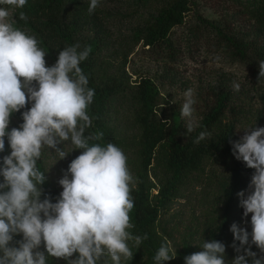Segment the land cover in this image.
Instances as JSON below:
<instances>
[{
  "label": "clouds",
  "instance_id": "9594fccd",
  "mask_svg": "<svg viewBox=\"0 0 264 264\" xmlns=\"http://www.w3.org/2000/svg\"><path fill=\"white\" fill-rule=\"evenodd\" d=\"M4 3L23 8L27 0H0ZM99 3L89 0V12ZM7 17L8 11L0 7V154L6 152V142L11 149L0 155V264H48V257L67 264H102L108 257L111 264H122V258L133 255L129 242L139 247L147 236L129 231L134 177L126 154L113 143H94L102 133L85 135L91 127L87 109L95 90L80 65L91 48L67 46L54 65L46 66V52L35 36L6 22ZM258 79L264 80V60L259 61ZM234 89L239 91L240 85L234 84ZM29 103L23 123L10 129L12 114ZM195 104L188 89L180 109L187 133L199 127ZM244 133L231 143L235 159L254 170L248 189L238 193L246 224L251 214V231L238 223L231 225V247L236 252L231 261L223 242L204 239L198 245L202 251L186 256L185 264H264V127L255 125ZM207 135L200 132L195 142ZM65 142L73 151H83L59 180L63 190L56 202L42 199L46 175L38 161L44 149H53L59 160L65 159L69 153L60 147ZM177 256L173 243L164 240L153 264H167Z\"/></svg>",
  "mask_w": 264,
  "mask_h": 264
},
{
  "label": "trees",
  "instance_id": "16d2710c",
  "mask_svg": "<svg viewBox=\"0 0 264 264\" xmlns=\"http://www.w3.org/2000/svg\"><path fill=\"white\" fill-rule=\"evenodd\" d=\"M107 1L100 0L99 5ZM158 1L138 0L144 6ZM230 1L237 5L238 10L225 20H208L199 12H195V18L203 30L214 34L213 39L221 54L246 67L258 78L259 61L264 60V0H248L245 3ZM195 5L193 0H166L153 16V21L135 32L136 39L138 42L144 41V48L149 47L157 55L163 53L169 62L177 63L182 39L177 38L176 31L187 24L192 11L190 6ZM24 7L17 13L13 26L35 36L39 46L46 52V66L54 65L59 52L67 46L79 44L81 49L91 48L88 59L80 65L89 79V87L95 90L93 103L87 109L91 127L86 129L85 135L102 133V139L94 143H113L122 149L124 140L112 126L110 113L116 103L127 95L128 87L123 78L111 76L108 70L98 66L97 57L104 40L91 35L92 29L98 28V24L95 13L89 12V0H27ZM22 15L26 18L21 19ZM244 24L250 29L246 30ZM213 94L214 104L204 121L196 131L187 133V124L179 113L172 116L171 124L157 121L160 90L153 80L144 79L137 87L134 100L140 107L136 115V123L141 131L138 141L140 171L137 172L131 192L134 208L130 212L132 227L129 231L133 236L146 235L147 239L139 247L130 241L133 255L122 259V264H153V257L162 243L156 234L161 212L178 197L187 179L193 173L201 172L204 163L215 155L224 153L235 162L229 197L235 199L238 193L248 189L254 170L233 156L231 142L239 140L240 136L234 123L224 124L226 113L234 109L232 91L225 86L221 90L215 89ZM30 107L29 103L20 112L13 113L12 117L21 125L22 113ZM258 115L260 124H264V110L259 111ZM202 131L208 135L196 143ZM10 151L6 142V152L0 155H7ZM38 168L46 175V181L41 185L43 197H51L56 202L61 191L51 182L42 158L38 161ZM153 170L159 184H153L149 179V173ZM157 172H162L163 178ZM154 190L158 191L157 195L153 194ZM210 238L224 241V237L217 232L212 233ZM252 250L259 252L255 246ZM197 252V248L186 244L180 260L172 264H185L184 258ZM110 261V258L105 257L102 264ZM48 264H55V258L48 257Z\"/></svg>",
  "mask_w": 264,
  "mask_h": 264
},
{
  "label": "rangeland",
  "instance_id": "374dc122",
  "mask_svg": "<svg viewBox=\"0 0 264 264\" xmlns=\"http://www.w3.org/2000/svg\"><path fill=\"white\" fill-rule=\"evenodd\" d=\"M165 1L159 0L144 6L138 0H109L94 11L98 28L92 29L91 35L104 40L97 57L98 66L108 70L111 76L123 78L128 87L127 95L112 109L110 120L124 140L122 150L128 158V167L134 177L133 186L137 172L140 171L138 141L141 135L136 123L140 107L134 96L144 79L153 80L160 90L156 108L157 121H170L171 124L175 113L181 116L184 93L192 89L196 100L194 115L200 127L214 104L213 91L227 86L232 91L234 109L226 113L224 124L234 123L240 137L245 134L244 129L255 125L264 127L263 123L260 124L258 115L259 111L264 110V80L259 81L246 67L221 54L213 39L214 34L203 30L195 18V12H199L208 20H225L237 12V5L230 0H193L196 5L190 6L192 11L187 24L176 31L177 38H181L183 42L180 40L177 63H171L163 53L157 55L149 47L144 48V41L138 42L135 37L136 31L153 21V16L164 6ZM240 1L245 3L248 0ZM0 7L8 11L6 22L9 23H14L17 13L25 8L7 3L0 4ZM244 28L250 29L247 24H244ZM234 84L240 85L239 91L234 89ZM181 119L187 124L184 117L181 116ZM19 126V121L11 116L10 129ZM60 147H65V151L69 153L65 159L59 160L53 149H44L42 160L51 182L62 191L59 180L63 178L71 161L82 152L79 149L73 151L69 142ZM234 166V160L224 153L207 160L202 171L193 173L181 188L178 197L161 212L156 234L161 242L171 241L178 255L167 264L180 260L186 244L197 248L198 252L202 251L198 245L204 239L213 240L210 235L214 232L224 237L227 260L231 261L236 256L231 247L234 236L230 227L233 223H238L251 231V214L246 224L240 197H229ZM157 174L163 178L162 172ZM149 179L153 184H159L154 170L149 173ZM153 194L157 195L158 191L154 190ZM41 198H44L43 195ZM55 264H67V261L55 258ZM106 264H111V261Z\"/></svg>",
  "mask_w": 264,
  "mask_h": 264
}]
</instances>
